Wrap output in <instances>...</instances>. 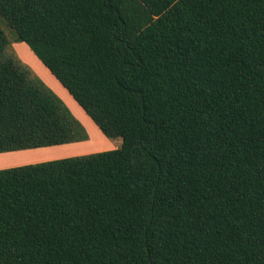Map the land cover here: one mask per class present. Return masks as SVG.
<instances>
[{"label":"trees","instance_id":"1","mask_svg":"<svg viewBox=\"0 0 264 264\" xmlns=\"http://www.w3.org/2000/svg\"><path fill=\"white\" fill-rule=\"evenodd\" d=\"M0 16L122 140L0 168V264H264V0H0ZM8 45L0 26V152L85 139Z\"/></svg>","mask_w":264,"mask_h":264},{"label":"rangeland","instance_id":"2","mask_svg":"<svg viewBox=\"0 0 264 264\" xmlns=\"http://www.w3.org/2000/svg\"><path fill=\"white\" fill-rule=\"evenodd\" d=\"M0 26L4 30L9 45L6 53L13 51L18 58L27 64L48 87L51 88L68 106L74 116L83 125L86 131V138L74 142L57 145H48L38 148L17 150L20 152L7 151L0 152V166H16L24 163L39 162L42 160L61 158L64 156L86 154L99 150L115 148L121 144L120 137L110 138L105 136L95 122L84 112L83 108L77 104L69 92L62 86L45 65L37 58L29 46L23 41H14L16 36L13 30L7 26L4 19L0 16ZM5 52V51H4ZM14 153H18L16 156Z\"/></svg>","mask_w":264,"mask_h":264},{"label":"crops","instance_id":"3","mask_svg":"<svg viewBox=\"0 0 264 264\" xmlns=\"http://www.w3.org/2000/svg\"><path fill=\"white\" fill-rule=\"evenodd\" d=\"M25 149H23V151H24ZM16 152H20V151H17L16 150ZM16 156L18 155V153H14ZM1 156V155H0ZM0 159H2V158H0ZM1 162V161H0ZM1 165V164H0ZM0 168H3V165L2 166H0Z\"/></svg>","mask_w":264,"mask_h":264}]
</instances>
